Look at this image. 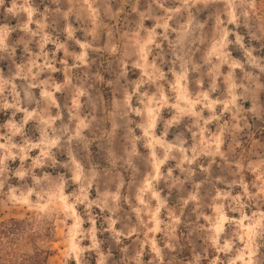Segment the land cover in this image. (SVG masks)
I'll return each instance as SVG.
<instances>
[{"label":"rangeland","instance_id":"1","mask_svg":"<svg viewBox=\"0 0 264 264\" xmlns=\"http://www.w3.org/2000/svg\"><path fill=\"white\" fill-rule=\"evenodd\" d=\"M0 222L35 264H264V0H0Z\"/></svg>","mask_w":264,"mask_h":264},{"label":"trees","instance_id":"2","mask_svg":"<svg viewBox=\"0 0 264 264\" xmlns=\"http://www.w3.org/2000/svg\"><path fill=\"white\" fill-rule=\"evenodd\" d=\"M4 222H0V264H35L34 255L32 254H19L11 250L12 238H8V234L12 231L11 228L7 229ZM6 236L10 243L9 247H5L1 243V237Z\"/></svg>","mask_w":264,"mask_h":264}]
</instances>
